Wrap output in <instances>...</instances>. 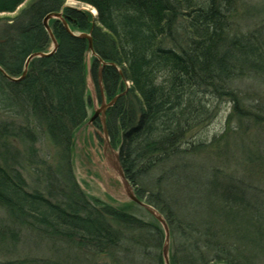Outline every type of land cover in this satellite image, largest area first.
Returning a JSON list of instances; mask_svg holds the SVG:
<instances>
[{
	"label": "trees",
	"instance_id": "trees-1",
	"mask_svg": "<svg viewBox=\"0 0 264 264\" xmlns=\"http://www.w3.org/2000/svg\"><path fill=\"white\" fill-rule=\"evenodd\" d=\"M68 1L0 0V15H9L0 17V207L7 215L0 244L16 243L24 231L66 252L3 264H165L162 226L92 204L73 174L75 135L92 101L89 75L102 100L99 59L113 64L102 70L105 98L123 94L106 114L111 144L136 196L169 226L170 264H264V150L246 141L264 133V0L246 23L237 0H72L96 15ZM56 12L74 34L52 19L57 51L11 80L31 55L51 52L43 20ZM90 32L97 57L89 74L81 35ZM249 84L259 89L256 98L243 90ZM223 101L232 105L228 129L237 121L242 141L233 168L205 160L220 139L207 144L197 132ZM42 136L61 162L62 182L50 198L29 193L21 170L52 169L40 158Z\"/></svg>",
	"mask_w": 264,
	"mask_h": 264
},
{
	"label": "rangeland",
	"instance_id": "rangeland-1",
	"mask_svg": "<svg viewBox=\"0 0 264 264\" xmlns=\"http://www.w3.org/2000/svg\"><path fill=\"white\" fill-rule=\"evenodd\" d=\"M262 3L263 0H237L240 14H245L244 18L241 15L239 16L240 22L242 23L243 20V23H246V18H252V15L246 16V14H252L253 7H260ZM67 5L87 9L91 12L93 11L90 7L72 0H69ZM1 16L9 15L3 14L0 15V17ZM254 19H256V17H254ZM91 58L92 53L88 54L87 57V64L89 65H91ZM88 80V94L92 100L88 107L89 118L76 133L72 152V170L77 183L85 193L87 200L92 204L97 203L99 206L103 204L117 209H123L136 218L149 224L155 225L158 223V225L162 226L152 214L129 199L123 180L116 169L115 154L106 145L107 139L103 131V126L99 129L94 125L95 121L101 123V119L98 117L95 121L91 122L95 109L100 108L103 96L100 101L91 76L88 77ZM126 86L127 88L130 87L127 83ZM246 88H249V91H251L254 98H256L255 92L259 90L257 86L249 84L248 87H243V90H246ZM104 99H106L105 95ZM111 101L106 99V102ZM219 109L220 113L218 117L204 130L200 129L197 130V132H202L201 138H203L207 144H211L215 136L220 139V142L216 145H211L210 148H208V151L203 155L204 159L207 161L214 160V162L219 165L233 168L232 164L235 162L233 159L239 156L237 145H241L242 142L238 136L240 128L237 121H232L228 129L227 117L232 110V105L228 101L221 102ZM249 134L250 136L246 139L250 144L249 147L264 150V133L252 131ZM196 136L197 135L194 133V136L192 137ZM109 143L113 148L110 138ZM17 145L21 150V157H23L25 154V144L17 142ZM37 147L40 149V158L44 159L52 166L50 171H53L54 173L50 171L47 172L46 169L43 168L36 169L33 167H23L21 170L29 193L41 191L46 197L50 198L52 193L55 191L57 192L56 186L59 184L61 185L62 182L61 175L57 173V167L60 166L61 163L58 149L48 136H42ZM113 150L118 152V150L114 148ZM18 162H21V158H19ZM240 175H245L247 177L250 176L248 171L247 173H244L242 170L240 171ZM53 198L57 197L53 196ZM6 222L7 215L5 210L0 207V223ZM65 253L64 248L59 247L53 249L46 239L21 231L16 243L6 242L5 244H0V264H3L6 261L23 258L49 259Z\"/></svg>",
	"mask_w": 264,
	"mask_h": 264
},
{
	"label": "water",
	"instance_id": "water-1",
	"mask_svg": "<svg viewBox=\"0 0 264 264\" xmlns=\"http://www.w3.org/2000/svg\"><path fill=\"white\" fill-rule=\"evenodd\" d=\"M94 15H96V14H94ZM52 19L60 20L63 23V25L66 28V30L68 32H71V30L69 28V25H68L66 19L64 18L62 12H59V13L56 12V13L48 14L44 18L43 24H44V27H45L47 33L49 34V36H50V38H51V40L53 42L52 51L50 53H48V54L35 53V54L31 55L26 61L23 75L19 79H11V80H13V81L23 80L25 78L27 72H28V67H29V64H30L31 60H33L34 58H37V57H48V56H51L57 51V49L59 48V44H58V41L56 40V38H55V36L53 34V31H52V29L50 27V24H49V22ZM72 34H74V33H72ZM81 37L88 40L90 52L92 53L93 56L97 57V55H96V53L94 51L93 37H92L91 32L90 33H84V34L81 35ZM99 61H100V64H101V69H100V74H99V77H100L99 81H100V90H101V94L103 96V101H102V103L100 105V108L95 109V113H94V115L91 118V122L95 121L98 117L101 119V123H102V126H103V131H104V134H105L106 139H107L106 145L115 154V157H116V161H115L116 169L118 170V172H119V174H120V176H121V178L123 180V184L125 186V189H126V192H127V195L129 197V199L131 201H133L134 203L138 204L140 207H142L145 210H147L162 225V227H163V229L165 231V240H166L164 248H163V257H164L165 264H170V230H169V226H168L166 220L164 219V217L155 208H153L151 205L147 204L145 201L140 200L136 196L133 187L131 186L130 182L125 177L123 168H122V166L120 164L119 153L115 152L113 150V148L111 147L110 143H109V137H108L107 126H106V113H107L108 109H110L111 107H113L116 104V102L118 101V99L122 95L116 96L111 102H106V99H104V89H103V86H102V70H103V68L105 66L113 65V64L105 63L101 59H99ZM88 71H89V74H90V65L89 64H88Z\"/></svg>",
	"mask_w": 264,
	"mask_h": 264
},
{
	"label": "bare ground",
	"instance_id": "bare-ground-1",
	"mask_svg": "<svg viewBox=\"0 0 264 264\" xmlns=\"http://www.w3.org/2000/svg\"><path fill=\"white\" fill-rule=\"evenodd\" d=\"M93 13H94V14H97L96 10H93ZM52 49H53V48H52ZM51 51H52V50H51ZM118 100H119V99H118ZM116 103H117V102H116Z\"/></svg>",
	"mask_w": 264,
	"mask_h": 264
},
{
	"label": "built area",
	"instance_id": "built-area-1",
	"mask_svg": "<svg viewBox=\"0 0 264 264\" xmlns=\"http://www.w3.org/2000/svg\"><path fill=\"white\" fill-rule=\"evenodd\" d=\"M128 86H131V83L127 82Z\"/></svg>",
	"mask_w": 264,
	"mask_h": 264
},
{
	"label": "flooded vegetation",
	"instance_id": "flooded-vegetation-1",
	"mask_svg": "<svg viewBox=\"0 0 264 264\" xmlns=\"http://www.w3.org/2000/svg\"><path fill=\"white\" fill-rule=\"evenodd\" d=\"M100 94H101V93H100ZM101 96H102V94H101ZM95 122H97V121H95ZM95 122H94V123H95Z\"/></svg>",
	"mask_w": 264,
	"mask_h": 264
}]
</instances>
